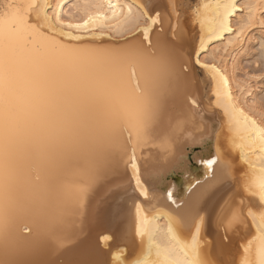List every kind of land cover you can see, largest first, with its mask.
<instances>
[{"label":"bare ground","instance_id":"1","mask_svg":"<svg viewBox=\"0 0 264 264\" xmlns=\"http://www.w3.org/2000/svg\"><path fill=\"white\" fill-rule=\"evenodd\" d=\"M181 1L172 9L166 7L167 0H60L63 7L59 10L66 21L82 23L88 16L94 18L88 31L72 30L73 34L105 46L143 40L144 33L135 31L127 19L128 6H132V17L140 18V29L147 26L145 18L158 11L160 16L151 25L148 39L158 52L164 46L174 52L170 63L159 69L160 86L170 90L159 120L136 148L135 161L129 159V145L126 153L115 155L92 179L83 206L64 214L58 236L67 241L66 246L37 248L49 216L57 210L47 200L46 188L53 183L61 187L67 197L65 206L74 207L73 191L85 179L81 169L89 158L82 155L76 166L56 176L37 164L40 151L67 135L71 103L59 94L38 92L22 77L17 81L13 180L11 188L0 194V213L7 219L10 245L26 253L25 258L43 264H129L131 259L142 264H190L198 250L200 259L210 264H264V216L255 206L264 191V110L257 102L258 86L252 85L250 78L237 77L240 59L249 54L251 44L258 45L264 55V37H255L259 26L235 34L242 17L232 8L233 0H199L192 6L196 25L190 28ZM45 2L55 6L58 0H0V30L7 36L9 29H16L29 41L22 56L55 55L47 52L42 38L30 35L19 19L34 20ZM30 3L41 8L29 9ZM145 3L148 9L136 7ZM47 11L52 13V9ZM225 24L234 32H222ZM197 59L200 64L195 63ZM184 62L190 83L186 90L179 87ZM203 64L208 67H201ZM222 76L228 81L226 86ZM193 98L195 105L190 103ZM133 163L139 169V187ZM234 206L245 218L226 228L225 218ZM198 207L205 209L201 213L205 221L197 236Z\"/></svg>","mask_w":264,"mask_h":264},{"label":"snow or ice","instance_id":"2","mask_svg":"<svg viewBox=\"0 0 264 264\" xmlns=\"http://www.w3.org/2000/svg\"><path fill=\"white\" fill-rule=\"evenodd\" d=\"M232 8L242 17V23L235 30L237 36L245 30L259 26L264 31V0H248L237 3L233 0ZM29 9L41 8L30 3ZM60 0L53 6L45 2L43 11H37L35 19L20 17V22L32 36H39L47 52L55 55L41 56L38 53L22 56L28 51L29 41L16 29H9L7 36L0 30V194L12 185V137H13V96L15 85L22 77L35 90L42 94L53 93L64 96L71 103V118L67 135L57 144L37 154V164L49 169L56 176L78 164L80 157L87 154L89 163L81 169L85 177L75 186L72 195L74 207L65 206L67 197L64 190L56 184L46 188L45 195L49 203L57 210L48 218L43 237L35 247L45 245L63 248L67 241L58 236L64 214L83 206L92 189V179L99 176L108 162L119 153H126L131 145L129 159L135 161V151L144 143L159 120L169 88H162L159 82V69L167 66L174 56L172 49L161 47L159 52L148 39L151 25L157 23L160 13L148 16L143 29L139 27V17H132V6H128V21L134 24L135 31H142L144 38L139 43L125 41L118 46H105L103 42L86 41L82 35L73 34L72 30L88 31V25L94 21L88 16L82 23H72L62 18L59 9ZM137 8L148 9V5L137 4ZM166 7L176 9L178 0H167ZM52 9V13H48ZM257 11L259 15H257ZM151 21V24L148 21ZM132 28L129 29L131 34ZM222 32L233 33L234 29L225 24ZM147 41V43H145ZM231 43V41H230ZM264 48V44L261 45ZM34 53L35 50H32ZM200 53H197L199 56ZM200 64L199 59L195 61ZM187 62L181 65L184 79L179 87L188 89ZM207 68V64L200 65ZM264 79V75L254 77ZM179 80V77H177ZM226 86L228 81L221 77ZM190 103L195 105L193 98ZM255 124V121H253ZM218 161H211L216 163ZM134 169L137 186H140L139 169ZM227 165L225 166V175ZM39 179V176H37ZM264 187V185H262ZM248 191V188L245 189ZM255 196L256 193H249ZM147 195V192H142ZM244 203L243 199L240 201ZM264 216V191L255 205ZM224 205H220L223 209ZM198 217L196 235L205 221L204 208L195 209ZM248 215H253L249 206ZM242 211L233 207L226 219V228L240 224L244 220ZM171 231V229H169ZM108 240L110 237H103ZM227 239V237H225ZM26 253L15 250L7 236V219L0 213V264H43L42 261L25 258ZM129 264H142L139 259H131ZM190 264H210L201 260L198 250ZM223 264V262H221Z\"/></svg>","mask_w":264,"mask_h":264},{"label":"rangeland","instance_id":"3","mask_svg":"<svg viewBox=\"0 0 264 264\" xmlns=\"http://www.w3.org/2000/svg\"><path fill=\"white\" fill-rule=\"evenodd\" d=\"M181 1V0H178ZM199 0H182L181 1V6H182V12L184 14L186 24L190 28L192 25L194 26L195 23H193V18H192V6L198 3ZM187 15V16H186ZM191 15V17H190ZM193 23V24H192ZM190 25V26H189ZM196 25V24H195ZM196 27V26H195ZM195 30V29H194ZM193 30V31H194ZM197 31V29H196ZM264 31H261L258 29V31H255V37H264ZM259 46L256 44H251L249 48L247 49L250 50L247 54V56H243L240 59V62L238 64V71H237V77L239 79H251L252 85L258 86V91H257V102L259 106L261 107L262 110H264V79H255L254 77H260L264 75V55L260 53V50L258 48ZM208 55V54H207ZM206 57H211L210 54ZM247 75V76H246ZM200 76L202 78L206 77V74L203 70H200ZM250 76V77H249ZM252 77V78H251ZM254 78V79H253ZM253 79V80H252Z\"/></svg>","mask_w":264,"mask_h":264},{"label":"water","instance_id":"4","mask_svg":"<svg viewBox=\"0 0 264 264\" xmlns=\"http://www.w3.org/2000/svg\"><path fill=\"white\" fill-rule=\"evenodd\" d=\"M190 173H191V175L193 176L194 179H197L196 176L194 175V172L192 170L190 171Z\"/></svg>","mask_w":264,"mask_h":264}]
</instances>
